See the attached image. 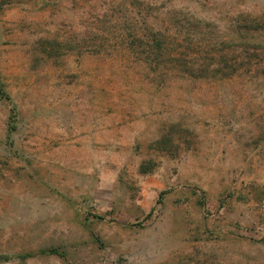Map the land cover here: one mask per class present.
<instances>
[{
    "label": "rangeland",
    "instance_id": "rangeland-1",
    "mask_svg": "<svg viewBox=\"0 0 264 264\" xmlns=\"http://www.w3.org/2000/svg\"><path fill=\"white\" fill-rule=\"evenodd\" d=\"M0 75V264H264V0H0Z\"/></svg>",
    "mask_w": 264,
    "mask_h": 264
},
{
    "label": "trees",
    "instance_id": "trees-1",
    "mask_svg": "<svg viewBox=\"0 0 264 264\" xmlns=\"http://www.w3.org/2000/svg\"><path fill=\"white\" fill-rule=\"evenodd\" d=\"M134 2V1H133ZM177 21V19H175ZM137 29V28H136ZM178 32L181 34V28L177 27ZM135 36H133L130 40L127 42V53L132 54H139L143 53L145 54V58L143 59L145 62L144 64H147L150 66L152 70L159 69L160 66H172L174 69H177L179 71L185 72V73H191L193 70V59L191 55L194 51V46L190 42H184V41H177L172 43L171 41H168L167 37L163 33H156L154 35L155 39L147 40L146 42H142L137 38L139 37V33L134 32ZM175 41V40H174ZM221 52L222 50L219 49L217 52ZM200 52L202 54L201 62L198 64L200 69V73H203V70L207 68L206 61L207 58L204 57V53H206V47L205 45L200 46ZM226 58L220 59L224 61ZM226 61V60H225ZM0 93L4 94V86L1 80L0 75ZM39 254H55L58 256H64V253L61 252L56 247L51 248H45L38 252Z\"/></svg>",
    "mask_w": 264,
    "mask_h": 264
}]
</instances>
